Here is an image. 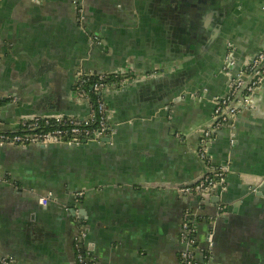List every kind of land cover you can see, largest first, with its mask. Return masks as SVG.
<instances>
[{"label": "crops", "instance_id": "crops-1", "mask_svg": "<svg viewBox=\"0 0 264 264\" xmlns=\"http://www.w3.org/2000/svg\"><path fill=\"white\" fill-rule=\"evenodd\" d=\"M263 38L264 0H0L1 129L16 131L31 112L87 117L74 98L79 70L142 74L102 91L110 138L0 145V254L76 264L84 225L82 246L102 264H178L191 209L199 257L215 230L208 264H264V82L233 122L234 143L228 126L209 142L227 167L224 189L178 192L205 169L196 150L212 99Z\"/></svg>", "mask_w": 264, "mask_h": 264}, {"label": "built area", "instance_id": "built-area-1", "mask_svg": "<svg viewBox=\"0 0 264 264\" xmlns=\"http://www.w3.org/2000/svg\"><path fill=\"white\" fill-rule=\"evenodd\" d=\"M78 3V1H76ZM80 20L83 19L80 9ZM83 21V20H82ZM96 43H100L97 35L93 36ZM234 62L228 60L226 67L233 66ZM74 98L88 105V116L84 118L67 114H29L21 116L18 120L16 131H6L0 128V145L48 146L52 144L81 145L82 143L98 142L103 136L111 135V111L104 98L98 97L94 102L91 100L92 93L102 94L109 88L127 85L132 80L139 78L142 74H122L107 71H84L77 73ZM151 75V74H149ZM148 76V75H146ZM246 79H249L243 98L238 99V94ZM264 82V49L252 58L245 72H240L228 81V92L224 96L214 97L213 115L211 121L201 128L199 132V147L197 156L204 164L203 174L195 182L180 187L178 192L182 196H202L211 193L214 189L223 188L227 182V167L216 165L213 154L209 148L210 140L224 127L230 128V143L235 141L233 122L242 110L250 109L255 103V93ZM0 95V100L4 99ZM232 128V129H231ZM5 176V175H4ZM0 174V179L6 178ZM78 197L82 196L79 192ZM51 194L41 197V202L47 204ZM223 206H219L215 215L207 216L213 223L223 212ZM200 218L197 212L187 209L182 218L179 242L181 245L178 264H208L209 253L214 245L215 230L209 232L208 243L203 256L197 255L196 224ZM86 234V226L80 225L74 239L76 251V264H90L81 249L82 238ZM16 258L11 255L0 254V264H15ZM92 264H102L95 262Z\"/></svg>", "mask_w": 264, "mask_h": 264}, {"label": "trees", "instance_id": "trees-1", "mask_svg": "<svg viewBox=\"0 0 264 264\" xmlns=\"http://www.w3.org/2000/svg\"><path fill=\"white\" fill-rule=\"evenodd\" d=\"M98 97H102V98H103L102 94H99V93H96V94L92 93V94L90 95V98H91V100H92L93 102H94ZM5 100H6V99H1V100H0V104H1L3 101H5ZM82 144H85V143H82ZM82 144H81V145H82ZM196 219H197L198 221L200 220V218H196ZM81 249H82V251L84 252V254L86 255L87 260H88V263L92 264V263L98 262L97 259L93 258L92 255L88 254V253L84 250L83 246H81Z\"/></svg>", "mask_w": 264, "mask_h": 264}, {"label": "water", "instance_id": "water-1", "mask_svg": "<svg viewBox=\"0 0 264 264\" xmlns=\"http://www.w3.org/2000/svg\"><path fill=\"white\" fill-rule=\"evenodd\" d=\"M264 49V38L262 39V42H261V44H260V50L258 51V52H256L254 55H253V57H255V55H257L261 50H263ZM248 81H249V79H246V81H245V83H244V85L242 86V88L240 89V91H239V96L241 95V98H243V93L245 92V89H246V86L248 85ZM31 114H45V113H39V112H31ZM112 135L113 134H111V135H108L107 137H112ZM220 190H223V188L221 187L220 188Z\"/></svg>", "mask_w": 264, "mask_h": 264}]
</instances>
